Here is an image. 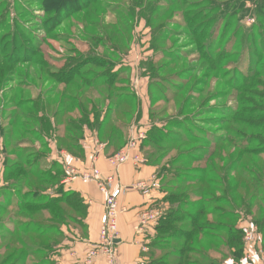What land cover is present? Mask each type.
Here are the masks:
<instances>
[{
	"label": "rangeland",
	"instance_id": "rangeland-1",
	"mask_svg": "<svg viewBox=\"0 0 264 264\" xmlns=\"http://www.w3.org/2000/svg\"><path fill=\"white\" fill-rule=\"evenodd\" d=\"M47 1L0 0V140H4L0 160L13 169L6 175L9 189L19 187L24 192L19 199L25 198L22 201L25 213L18 209L17 202L0 209V264L41 261L43 257L37 255L20 262L21 247L15 246L17 251L6 247L22 237L21 230L31 222L40 229L53 226L48 222L50 212L26 211L29 203L49 204V197L36 200L32 195L42 194L43 189L52 190L58 184L57 178L41 177L51 167L46 159L47 149L43 148L51 131L48 128L43 131L39 121L34 124L28 118L38 119L36 109L28 102L38 104L40 98V102L47 98L46 110L52 116L58 106L50 92L77 95L81 100L83 88L76 80L86 74L89 75L85 80L107 74L119 68L127 57L141 62L134 64L141 71L135 75L131 72L133 82L142 78L140 72L152 78L150 91L155 100L152 125L141 131L145 139L152 131V137L143 158L157 167L159 186L167 197L191 195L202 188L190 201L203 196L197 201L209 210L201 222L221 226L215 233L219 240L203 238L197 244L196 240L189 249L219 257V264H227L230 259L233 264L241 263L248 254L251 235L236 234L237 248L232 249L227 246L229 237L223 226H233L242 216H253L254 228L261 233L264 229V221L259 223L264 214V7H260L263 1L240 0L244 7L237 11L234 2L239 0H64V5L56 9L57 21V13L48 14L51 8L45 6ZM71 4L73 10L69 12ZM144 27L152 31V55L148 54L150 35ZM85 58L103 60L107 65L99 66L94 61L69 85L57 83L55 79L69 66L79 65ZM123 72V67L116 72L120 76L113 87H108L105 81L103 85L99 82L93 86L92 92L103 91L99 104H105L117 94L128 93L122 87ZM54 75L56 78H52ZM16 100L27 102L25 108L16 107ZM65 108L72 109L73 105ZM70 117L59 120L62 123L59 134L63 138L60 146L64 150L79 142L77 134L73 135L74 141L67 140ZM12 118H16L15 126L6 131ZM120 134L125 136V132ZM133 137L136 138L130 135ZM119 143L115 145L117 149L123 147L124 140ZM212 152L216 153L215 158L210 157ZM34 161L39 165L31 169ZM190 176L204 178L205 183L187 184ZM236 183H240V189L229 192ZM60 190L62 196L68 193L63 186ZM202 191L205 193L201 194ZM7 196L0 193V204L5 203ZM67 207L63 205L65 210L63 214L60 212V218L54 209L60 222L54 228L62 231L61 243L66 241L64 234L68 231L70 236L85 234L79 225L83 209ZM215 209L220 215L209 216L210 210ZM183 211L192 212L191 208ZM6 230H13V235ZM164 234L156 232L150 238V245L165 244L160 241L165 240ZM238 250L242 256L235 260L232 255ZM178 253L179 245L175 243L165 246V250L154 247L152 258L147 256L146 262L151 259L159 264H187L185 260L190 258L195 264H209L214 259L206 261L190 252L180 258Z\"/></svg>",
	"mask_w": 264,
	"mask_h": 264
},
{
	"label": "crops",
	"instance_id": "crops-1",
	"mask_svg": "<svg viewBox=\"0 0 264 264\" xmlns=\"http://www.w3.org/2000/svg\"><path fill=\"white\" fill-rule=\"evenodd\" d=\"M144 29L150 35L148 54L152 55V31L146 27ZM132 58L127 57L119 68L113 70V75L118 81L120 75L116 74V72H119L121 67L124 68L121 76L125 77V85L122 87L126 91L128 90V93L125 95L117 94L113 97L114 101L119 99L121 105L119 103V105H114V108L111 109L109 100L105 104H99L98 100L103 98V91L92 92V88H83L82 101L86 102L85 97L87 96L90 110L85 118V123L82 125V137L78 142L80 153L77 152L78 154H76L74 149H62L60 144L63 138H61L59 132L58 134L54 133L51 137H45L47 148H43L47 149L46 159L48 164H51L46 174L48 176H56L57 173H60V175H57L60 177V185L64 187L65 191L78 194L86 206L84 224L87 227V234L84 237L79 235L78 237L70 236L69 231L66 233L67 235L65 234L66 241L54 248L52 254V261L58 264H109L104 254L92 259L90 262L88 253L94 244L99 243L101 218L105 213V202L108 195L115 190L119 188L126 190L119 197L117 204L118 237L116 241L118 243L115 244L117 250L115 264H145L150 249V238L154 237L162 216L170 208V203L166 201L167 195L159 186L160 180L156 166H152L145 160V163L139 168L132 162L113 168L108 162V158L115 153H119L129 142L130 135L135 134L133 128H141V130L145 129L146 131L152 125L151 115L154 107L150 91L152 79L151 76L140 72L142 78L133 82L131 72L132 75H135L136 71L139 74L141 68L135 65H140L141 62L139 60L137 62H135L136 60L132 61ZM142 60L146 61L141 58ZM59 95L54 94V98ZM130 97H133L137 104L133 109L129 106V101H132L129 99ZM91 102H93L92 105ZM122 103H126V105ZM92 107H96L95 111H93ZM69 116H71V121H77V118H82L81 112L77 109L73 113L67 114L66 118ZM96 126H99L101 130ZM118 127L120 128L118 130L120 139L114 138L111 140L115 144L102 137L105 132ZM124 132L125 136H122L120 133ZM67 140H70V136H68ZM121 140L122 142L124 140L123 147L117 149L115 145L117 143L121 144L119 143ZM0 146H4L3 139L0 140ZM2 149L3 152L6 150L4 147ZM141 151L143 154V149ZM0 166V193H2L6 192V187L9 185L6 180V175L9 172H6L8 167L4 165L2 160H0ZM95 170L100 172L99 178L87 179L85 177L87 174L94 173ZM137 183H145L149 193L144 194V192L130 189ZM101 185L105 187L104 191L100 189ZM43 194L52 198L56 197L55 189L45 190ZM145 212H157L162 216L153 223H144L142 222V216ZM242 218L235 224L234 228L238 232L251 235L252 240L248 244V254L244 255L245 259L238 264H264V233L258 232L254 228L253 216H242ZM144 248L147 249L146 252L143 251ZM230 248L233 249V247ZM218 258L213 260L220 262ZM233 263L234 261L230 259L227 264Z\"/></svg>",
	"mask_w": 264,
	"mask_h": 264
},
{
	"label": "trees",
	"instance_id": "trees-1",
	"mask_svg": "<svg viewBox=\"0 0 264 264\" xmlns=\"http://www.w3.org/2000/svg\"><path fill=\"white\" fill-rule=\"evenodd\" d=\"M262 1L263 2L260 5V7H264V0H262ZM242 2L243 1H240V0L234 2L235 7H237L236 8L237 11L243 10L244 5L242 4ZM60 5H64V0H48L47 5H45L49 8H51L49 10L48 14L51 15V13L52 14L57 13V15L55 16V19H56L55 21L59 20V15H58V12H56V9H58L60 7ZM69 7L70 8L68 10L70 12L73 10V5L71 4V6L69 5ZM94 61L98 62L96 64L99 66L107 65L106 63L103 62V60H102V62H99L100 60H94ZM94 61H91L90 59L85 58L83 61L79 62L80 63L79 65L69 66L67 68V70L61 74L62 76L59 75L60 76L59 79H57L55 75L52 76V78L55 77L56 78L55 80H58L57 83L59 85H64V86L69 85L70 83L73 82V80L75 81V79H77V77L80 75L81 71L85 67L90 66L91 64H93ZM91 72H92L91 70L88 71V73H91ZM107 74H110V75H107ZM107 74L96 75L93 78V80H88V79L85 80L84 79V77H88L89 74L88 75L86 74V76L82 75V77L80 79H78V81L76 80V82H79L82 84L81 89L84 87L93 88V86H96L97 83L100 82L102 84L104 81H105L104 83H107L108 87H113L114 83L117 82L115 79V76L113 75V69L111 72H109ZM151 86H152V84H151ZM94 88H96V87H94ZM54 92H55V90H53L52 92L49 93V95L53 94V100L55 101L54 103L58 106V109L55 110L53 115L52 116L48 115L49 111H47L46 108L48 107L49 103L46 100L47 98L45 99V97H43V99L45 100L44 102H40V100H42V98H40L38 100V102H39L38 104H36V102H31V101L28 102V105H30L31 107L33 106V108L36 109V111H37L36 117L38 119L33 120L32 116H29L28 118L31 119V121L34 122V124H36V122L39 121L38 122L39 124L38 123L37 124L40 125V127H42L43 131L45 130V128H48L51 131V135H53L54 133L57 134L59 132V128L62 126V123L59 121L60 117L65 116V118H66V116H67V114H69V112L73 113V111L75 109H77L81 112L82 118L81 119L77 118L78 121H71V123L69 124L70 127H68V133H69L71 141L75 140V137L73 136L75 134L79 135V140H80L82 137V125L85 123V121H86L85 118L89 114V110H90V106L88 104V101L86 99H85L86 102L82 101L83 96H81V100H80V97L77 95H76L77 96L76 97V96H71V95H63L62 93H57L60 95L57 96L56 98H54V94H55ZM131 98H133V97L129 98L130 100H132V101H129V106H130V108L133 109L137 106V104L134 101V98L133 99H131ZM109 102L111 104L110 108L112 109V108H114V105H116V106L119 105V103L121 101L119 99L114 101L113 97H112L109 99ZM153 102L155 103L154 99H153ZM26 104H27V102H21V101L16 100L15 105H16V107H19L20 109L21 108L24 109ZM92 104H93V102H91V105ZM122 104L126 105V103H122ZM68 105H73V108L72 109L65 108V106H68ZM120 105H121V103H120ZM79 107H81V108H79ZM33 108L31 109L32 111H33ZM95 108L96 107H92L93 111H95ZM24 112H26V111L24 110ZM231 115H233V114H231ZM151 118H152V115H151ZM15 119L16 118H14V119L12 118V120L7 124L6 131H7V129H11V128H13V126H15V121H16ZM76 122H77V124H75ZM240 123H243V125H245L244 122H240ZM96 127L101 130V128H99V126H96ZM118 130H120L119 127L116 129L110 130L108 132H105L102 137L105 138V140H108L110 143L115 144L114 142H111V140H113L114 138L120 139V136L118 135L119 134ZM148 134L149 135L143 141V144L141 146L142 147L141 149H143V151L146 150V147L148 145H151L150 139L152 137V131H150ZM69 149H74L76 151V154H78L77 152H79L78 145L73 146V148H69ZM210 157L215 158L216 153L212 152ZM148 163L152 164L151 161H148ZM38 165L39 164H37L34 161V163L30 164V167H31V169H34ZM152 166H155V165L152 164ZM12 171H13L12 168H7V170H6V172H9V173H12ZM42 173L44 174V176L42 174L41 177L48 176L46 174V172H42ZM202 173L203 172H201L200 174H202ZM250 175H252V174H250ZM49 177L50 178H57L55 180L58 181V184L53 187V189H55L56 197L52 198L51 196L44 195L43 192H42V194L38 195L37 194L38 192L37 193L35 192L32 196L36 197V200H38L39 197L41 199H45L46 197H49L50 202H49V204H44V203L43 204H31V203L26 204V208H27L26 211L31 212V213H35V214L44 213V212L49 213L50 212L51 217L49 218L50 220H48V222H50L49 224H53V226H51L49 228L40 229V228H37V226L34 225L33 222H31V224H29V226H27L21 230L22 237L15 238L12 243L7 245V247H6L7 250L14 249L15 251H17V248H14V247L15 246L21 247L22 252H21V255L19 257L20 262H23V260L26 259L27 257L31 256L33 259L35 256L40 255V257H43L42 260L39 262H36V260H34L33 264H58L57 262L52 261V254H53L54 248H56L58 245L63 244L60 242V236H63V234H62V231L60 230V228L58 230L56 229V227L54 228V226H60L59 220H57L55 218L56 212L54 209L57 210V214L59 215V218H60V212L62 213L65 210L63 208V205L68 206L67 208L71 209V210H78L79 208L83 209V213H84L83 215L84 216L81 220V223H79V225L82 226L85 230L84 236H86V234H87V227L84 224V219L86 217V206L84 204V201L82 200V198L78 194H76L74 192H68L66 195L64 194V196H62L60 194L62 192L60 190V186H61L60 185V177L57 175L56 176H50L49 175ZM194 177L195 176H192V178H191V176H190L191 179H188L190 181L187 182V184L188 183H198L201 185V184L205 183V180L202 181V179H204V178H201L198 176L199 178L197 179L196 177L195 178ZM174 180L176 181L177 179L175 178ZM239 186H240V183H236V186L234 185L233 187H230L229 192H230V190H231V192L238 191L240 189V188H238ZM10 189H11V187H10ZM10 189L8 186V189H6V192H2L3 194H8V196L6 198L5 203L3 202L4 204H0V209H2L3 206L5 207V205L11 206L14 202H17L18 209H20L21 212L25 213L24 203L22 202L23 200H25V198L23 200L19 199L20 195H22V194L24 195V192H20L19 187L16 189H13V190L12 189L10 190ZM200 189H202V188H200ZM199 190L196 189L191 195L183 193V195H181V196H178V195L172 196L171 195V196L167 197L166 201H168L170 203V208L164 214V216L161 218L162 220L160 221V223L157 227V232L165 233L164 235H162V237L165 240H160L162 242H165V244H158L155 246L150 245V252H148L147 256H150L152 258V248H154V247H156L158 249H164L165 250V246L169 247V246L173 245V243H175V244L179 245V253L177 254V256H180V258H184V254L186 255L187 253L190 252L192 254H196L197 258H202L203 260H206V261L210 259V256L206 255L204 253V251H202V253H203L202 254L201 250H199V249L198 250L192 249V248L189 249V247H190L189 245H192L194 243V241H196V240H197L196 244L198 243L199 240H202L203 238L204 239L208 238V240H213V239H216V237H218L216 239V241L219 240V236L215 233H216V231L220 230L221 226L218 224H213L211 222H206L205 220H203V222H201L202 216L203 215L205 216L206 212L209 210V208L207 206L203 205V203H201V201H197V200H201L203 196H199L197 198V200H195V201H192V202L190 201V197L197 195L199 193ZM43 191H45V190L43 189ZM202 193H205V191H202L201 194ZM69 196H70V199L68 198ZM71 197H73L75 200L72 201ZM254 197H256V196L255 195L252 196V199H254ZM66 198L68 199L67 201H65ZM210 203H215V202L213 201ZM232 204H234V202ZM185 208H191L192 212H184L183 210ZM247 211L250 212L248 208H247ZM229 213H231V212H229ZM217 215H220L218 212V209H215L213 211L210 210L209 216L216 217ZM230 215H227V216H230ZM262 221H264V214L259 219V223ZM235 224L233 226H228V227L226 225L223 226V228H225V231L229 237L228 241H227L228 242L227 246L229 245L230 247H233V248L234 247L237 248L236 243L238 242V240L236 238V234L240 233V232H237L235 230V228H234ZM6 232L8 234L14 233L13 230H6ZM212 232H214V233H212ZM29 233H30L32 238L31 237L26 238L27 235H29ZM262 233H264V229H262ZM55 235L58 238H55ZM65 238H66V235H65ZM42 241H45V242L47 241L48 243L45 244V242L42 243ZM28 243H32L33 245L30 246ZM194 251H195V253H194ZM240 252L241 251L238 250L234 255H232L235 258V260H239L241 258L242 254ZM13 255L15 256L14 252L12 253V256ZM12 256H9V257H12ZM44 256L46 258H44ZM205 257H207V258H205ZM185 261L187 264H195L192 261H190V258H186ZM25 262H28V261H25ZM145 264H159V263H152L151 259H150V262H145ZM168 264H170V263H168ZM209 264H219V263L216 260L211 259V260H209Z\"/></svg>",
	"mask_w": 264,
	"mask_h": 264
},
{
	"label": "built area",
	"instance_id": "built-area-1",
	"mask_svg": "<svg viewBox=\"0 0 264 264\" xmlns=\"http://www.w3.org/2000/svg\"><path fill=\"white\" fill-rule=\"evenodd\" d=\"M135 132L136 138H130L129 142L126 146L116 155L108 159V162L111 167L118 168L123 164L128 162H132L137 168L141 167L145 163V159L141 153V145L145 140V136L143 132H141V128H133ZM96 160V159H94ZM73 173V171H72ZM92 175V176H90ZM87 179L89 178H99L100 172L95 170L92 174H87L85 176ZM70 178V177H69ZM102 191L105 190L103 185L100 186ZM130 189L138 190L144 192V194L149 193L148 187L145 183H137L130 187ZM126 191L122 188L115 190L113 193H110L105 202V213L101 218V230H100V240L99 243L94 244L91 247V250L88 253V258L90 262L92 259L104 254L108 259L109 264H115V260L117 257L116 250V240L118 237L117 231V204L118 199L121 194ZM161 214L157 212H145L142 216V222H155L159 218H161ZM143 251H147V249H143Z\"/></svg>",
	"mask_w": 264,
	"mask_h": 264
},
{
	"label": "water",
	"instance_id": "water-1",
	"mask_svg": "<svg viewBox=\"0 0 264 264\" xmlns=\"http://www.w3.org/2000/svg\"><path fill=\"white\" fill-rule=\"evenodd\" d=\"M115 243H118L117 241Z\"/></svg>",
	"mask_w": 264,
	"mask_h": 264
}]
</instances>
